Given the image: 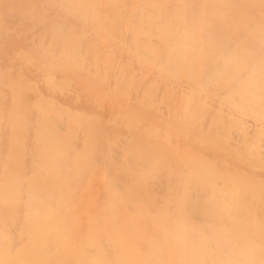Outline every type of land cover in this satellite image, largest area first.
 <instances>
[{"label": "bare ground", "instance_id": "obj_1", "mask_svg": "<svg viewBox=\"0 0 264 264\" xmlns=\"http://www.w3.org/2000/svg\"><path fill=\"white\" fill-rule=\"evenodd\" d=\"M0 264H264V0H0Z\"/></svg>", "mask_w": 264, "mask_h": 264}]
</instances>
